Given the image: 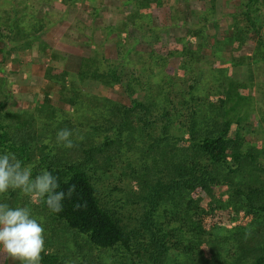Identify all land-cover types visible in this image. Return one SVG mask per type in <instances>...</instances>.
Returning <instances> with one entry per match:
<instances>
[{
	"label": "rangeland",
	"instance_id": "obj_1",
	"mask_svg": "<svg viewBox=\"0 0 264 264\" xmlns=\"http://www.w3.org/2000/svg\"><path fill=\"white\" fill-rule=\"evenodd\" d=\"M141 1L74 0L70 4L68 0H0V28L5 37L14 31L19 33L20 41L26 39L27 32L32 37L30 47L24 49L0 40V48H7L4 60H0V82L7 81L16 108L28 111L38 122L44 123L49 121L43 117L47 101L59 109L58 121L66 122V116L75 113L78 120H85L75 128L81 135L78 139L84 140L86 132H92L90 125L94 123L93 118H86L93 111L86 110L83 104L89 97L131 101L122 83L109 79H105L106 83H82L81 60L84 57L99 60L104 69L109 62L118 63L119 59L121 68L133 73L125 81L136 100L162 101L164 96L158 88L162 85L175 99L170 108L181 110L183 117L187 116L189 108L181 104L180 98L188 97V86L192 83L194 88L189 95L197 99V105L193 104L197 119L213 116L221 108L220 99H227L228 95L227 117L234 120L239 117L245 146L264 148V0H144L147 5L143 1V6L139 7ZM248 8L262 21V44L243 19ZM122 17L129 25L118 35L109 34L110 29L115 31L111 24L116 25V31L122 27ZM34 24L40 28L37 33L32 32ZM131 43L134 51H131ZM119 48H130L131 52L121 59ZM54 77L62 79L56 81ZM235 93L244 98L240 106L237 102L233 104L235 98L239 102ZM162 105H156L151 116L140 109L132 110L129 120L136 131L134 138L124 146L115 145L111 157L106 150L103 157L100 155L98 162L88 168L99 204L119 216L122 225L131 232L130 251L121 245L107 250L96 248L89 244L86 236L67 227L64 221L52 218L40 203L31 202L22 193L15 198L11 196L9 203L15 199L14 206L29 205L35 216L43 218L46 252L58 256L55 264H142L145 257L140 250L144 243L151 241V232L141 228L144 213L137 198L140 182L137 178L147 169L158 171L163 157L158 152V144L164 142H158L161 121L157 124L159 129L153 132L155 139L147 133L140 135L141 129L152 130L153 126L148 128L140 115L154 120L162 113ZM237 126L235 122L231 135H235ZM94 132L95 139L100 141L104 132ZM192 195L207 213L196 215L190 226L199 228L204 237L218 227L221 232L228 229L229 248L237 246V241L245 245V237L250 235L245 248L237 246L235 251L230 250L231 256L226 252L222 254V250L212 254L209 247H205V259L194 264H236L241 259L249 264L252 258L243 252L248 253L247 246L256 249V224L264 223H256V219L264 218L263 215L241 205L243 198L228 186L218 185L211 194L199 187ZM164 211H168L165 213L168 216L163 219L171 217L168 203L162 206ZM174 214L182 218L189 211L183 205ZM172 222L180 225L178 220ZM175 238L176 235H170L168 240L172 243ZM235 256H240L236 262L229 260ZM0 264H20V261L0 251Z\"/></svg>",
	"mask_w": 264,
	"mask_h": 264
},
{
	"label": "trees",
	"instance_id": "obj_2",
	"mask_svg": "<svg viewBox=\"0 0 264 264\" xmlns=\"http://www.w3.org/2000/svg\"><path fill=\"white\" fill-rule=\"evenodd\" d=\"M73 1L68 0V3L72 4ZM143 1L140 2L139 7L143 6ZM252 1L254 0H249V2ZM145 4L147 5L144 1ZM242 16L258 35L259 44H262L260 16L256 17L252 14L250 8L246 9ZM123 18L121 19L122 27L116 31V25L111 24L114 25L115 31L110 29L109 34L118 35L125 30L126 25L129 24ZM16 25L20 26L19 23ZM38 29L40 28L34 24L32 32L37 33ZM18 34L14 31L5 37L0 28L2 42L14 43L21 49L29 48L32 43L29 32L26 33V39L23 41H20L21 37ZM131 46V51H134V44L131 43ZM5 49L7 48H0L2 54H0V60H4V55L7 53ZM129 51L130 48L124 50L119 48L118 55L123 59L124 54ZM196 57L199 58L197 55ZM98 61L87 57L82 58L80 67V70H83L80 73L82 83L99 81L106 83L105 79L117 84L122 83L125 85L124 90L131 102L128 103L126 100L114 97L100 98L97 96L95 99L93 96L89 97L83 104L86 110L93 111L86 116L87 119L93 118L94 120V123L90 125L93 133L86 132L84 140L81 141L78 139L81 135L75 132V128L79 123H85L83 118L78 120L75 113H69L66 116V122L58 121L56 115L59 109L47 101L44 104L43 117L50 122H38L37 118L28 114V111H20L16 108L7 81L0 82V150L15 153L17 158L26 163L33 162L35 164L34 175L43 168L52 171L59 178V190L67 192L69 185H75L71 198L63 201V210L60 213H52L44 204L40 203V205L49 212L52 218L64 221L67 227L86 236L90 245L102 250L113 249L121 245L130 251L133 240L131 232L122 225L119 216L112 214L99 204L88 168L90 164L97 163L100 155L103 157L106 150L111 157L112 154L114 155L112 150L115 145L124 146L126 142L130 143V139L134 138L136 131L129 120L132 110L140 109L141 112H145V115L151 116L156 111V105L163 104L162 113L154 120H146L144 115H140V120L146 121L148 128L153 125L152 130L147 127L141 129L140 135L147 133L155 139L153 132L159 129L157 124L161 121L158 142H164V144H158V152L163 156L162 165L159 166L158 171L147 169L137 178L140 182L136 193H138L137 198L144 213L141 228L151 232V241L144 243L140 250L145 257L142 259V264H164L166 262L194 264L197 260L205 259L203 251L207 246L212 254L216 250H222V254L226 252L228 256H231L230 250L235 251L237 246L240 249L245 248L250 239L249 234L245 237V245L237 241V246L232 245L228 248L231 240L228 229L221 232V227H218L209 231L208 236L204 237L199 228L190 226L197 218L196 215L207 213V210H204L192 195L199 187L211 194L218 185L228 186L236 195L243 198L244 203L241 205L260 212L264 217V148L253 145L245 146V137L242 136L240 130L242 127L239 124V117L237 120L227 117L225 106L229 100L228 95H226L227 99H220L221 108L213 116L197 119V111L195 107L193 108V104L197 105V99L189 95L194 88V83H192L188 86V97L179 99L182 105L189 108L187 116L183 117L181 110L176 107L170 108L175 99L170 92L167 94L164 91L162 85H158L159 91L162 90L164 96V99L161 98L162 101L157 102L154 99L138 101L131 94V86L126 85L125 81L127 76L133 73H127L126 68H121V60L118 59V63L109 62L106 65L105 63L109 61L106 59L104 65L106 68L108 66L107 70L103 69L102 62ZM157 64L159 61L155 66ZM63 75L64 73L61 74L62 77ZM61 79L55 78L56 81ZM146 87L147 84L144 89ZM226 93H228L227 90ZM235 95L239 102L233 97V104L237 102L240 106L242 102L244 103V98L237 93ZM71 98L75 101L74 97ZM11 101L12 103H9ZM235 122L238 126L235 135H231ZM65 127L74 130L75 146L72 148L56 143V131ZM94 131L104 132L100 141L95 139ZM33 143L38 144L33 145ZM37 145H40L39 148ZM16 195L18 196V192H12L8 201L11 196L15 198ZM15 201V199L12 200L10 204ZM165 203H168L170 207L171 217L168 219H163V216H168L165 215L168 211L162 212V206ZM183 205L189 214L181 218L174 213ZM172 219L180 221V225H174ZM257 222L263 223L264 218L256 219ZM170 235H176L172 243L168 240ZM254 236L256 249L253 246H247L248 253L244 251L243 255L251 256L249 264H264V223L261 226L256 224ZM42 255V264H55L58 259L57 255L48 252ZM240 256L229 260L236 262ZM180 259H182L181 263L178 262ZM244 263V259H241L236 264Z\"/></svg>",
	"mask_w": 264,
	"mask_h": 264
},
{
	"label": "clouds",
	"instance_id": "obj_3",
	"mask_svg": "<svg viewBox=\"0 0 264 264\" xmlns=\"http://www.w3.org/2000/svg\"><path fill=\"white\" fill-rule=\"evenodd\" d=\"M73 136V129L60 128L56 131V143L72 148ZM34 169L33 162L26 163L15 153L0 150V251L20 264H42V254L46 252L44 221L33 214L29 205L10 204L8 195L22 193L31 202L42 203L58 214L63 210V201L75 191V185H69L67 192L59 190L58 176L47 168L35 175Z\"/></svg>",
	"mask_w": 264,
	"mask_h": 264
}]
</instances>
